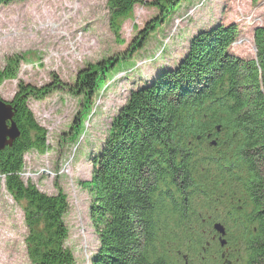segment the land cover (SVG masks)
Returning a JSON list of instances; mask_svg holds the SVG:
<instances>
[{
    "label": "trees",
    "instance_id": "1",
    "mask_svg": "<svg viewBox=\"0 0 264 264\" xmlns=\"http://www.w3.org/2000/svg\"><path fill=\"white\" fill-rule=\"evenodd\" d=\"M140 2L108 0L114 31L119 29L117 19ZM153 2L162 10L160 2ZM150 24L139 31L141 40L132 43H142ZM237 33L235 22H216L197 31L172 68L132 89L113 116L93 158L91 177L83 182L98 238L92 264H184V255L188 264H226L218 244L203 251L189 241L199 235L196 216L213 202L225 215L221 222L230 264H264V26L252 33L254 57L242 58L230 50ZM13 63L8 60L0 67V84L15 75ZM90 68L78 72L77 82L88 91L98 79ZM58 84V79L39 87L18 84L11 105L19 136L0 151L6 189L25 201L26 250L35 264L74 262L64 245L65 194H47L21 178L24 152L46 148V130L28 99L42 97ZM211 141L216 145H209ZM235 186L251 198L250 212L244 209L253 230L242 225L239 233L233 224L239 198ZM193 187L204 192L201 200L193 201ZM239 244L246 247L243 253L229 249ZM228 249L234 259L227 256Z\"/></svg>",
    "mask_w": 264,
    "mask_h": 264
},
{
    "label": "rangeland",
    "instance_id": "2",
    "mask_svg": "<svg viewBox=\"0 0 264 264\" xmlns=\"http://www.w3.org/2000/svg\"><path fill=\"white\" fill-rule=\"evenodd\" d=\"M153 1L160 2L162 10ZM111 20L108 0L0 4V67L8 60L15 67V75L0 84V97L11 100L19 83L39 87L54 79L60 82L46 95L28 99L46 130V148L24 152L21 178L47 194H65L64 245L73 264H92L98 246L90 219L91 197L83 182L90 179L93 158L129 92L154 73L172 68L191 37L216 22H235L239 43L230 50L242 58L254 57L253 26H264V0H142L117 19V32ZM148 21L142 43H132ZM108 58L109 65L98 67ZM90 67L98 74L92 91L77 84L78 72ZM250 203L251 198L242 205ZM24 204L7 191L0 175V264H35L26 250Z\"/></svg>",
    "mask_w": 264,
    "mask_h": 264
},
{
    "label": "water",
    "instance_id": "3",
    "mask_svg": "<svg viewBox=\"0 0 264 264\" xmlns=\"http://www.w3.org/2000/svg\"><path fill=\"white\" fill-rule=\"evenodd\" d=\"M13 115L11 100L7 101L0 97V151L19 136V130L12 120Z\"/></svg>",
    "mask_w": 264,
    "mask_h": 264
}]
</instances>
